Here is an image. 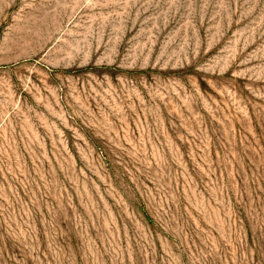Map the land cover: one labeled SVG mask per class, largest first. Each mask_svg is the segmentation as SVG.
I'll use <instances>...</instances> for the list:
<instances>
[{
    "label": "rangeland",
    "instance_id": "1",
    "mask_svg": "<svg viewBox=\"0 0 264 264\" xmlns=\"http://www.w3.org/2000/svg\"><path fill=\"white\" fill-rule=\"evenodd\" d=\"M0 264H264V0H0Z\"/></svg>",
    "mask_w": 264,
    "mask_h": 264
}]
</instances>
